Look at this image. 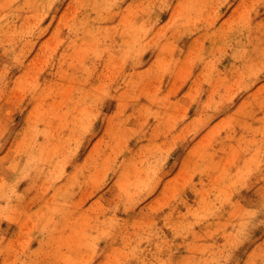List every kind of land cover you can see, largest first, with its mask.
<instances>
[{"label": "rangeland", "instance_id": "obj_1", "mask_svg": "<svg viewBox=\"0 0 264 264\" xmlns=\"http://www.w3.org/2000/svg\"><path fill=\"white\" fill-rule=\"evenodd\" d=\"M0 264H264V0H0Z\"/></svg>", "mask_w": 264, "mask_h": 264}]
</instances>
